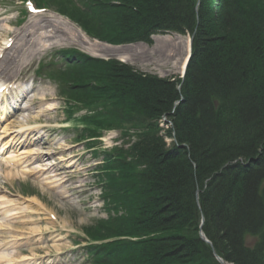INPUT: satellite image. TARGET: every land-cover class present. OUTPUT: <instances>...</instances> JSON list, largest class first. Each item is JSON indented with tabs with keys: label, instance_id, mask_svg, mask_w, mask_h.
Masks as SVG:
<instances>
[{
	"label": "trees",
	"instance_id": "obj_1",
	"mask_svg": "<svg viewBox=\"0 0 264 264\" xmlns=\"http://www.w3.org/2000/svg\"><path fill=\"white\" fill-rule=\"evenodd\" d=\"M86 6L67 16L113 46L195 33L183 84L76 54L83 136L117 130L131 144L97 170L109 219L86 234L115 241L92 247L95 264H220L213 249L229 264H264V0Z\"/></svg>",
	"mask_w": 264,
	"mask_h": 264
},
{
	"label": "rangeland",
	"instance_id": "obj_2",
	"mask_svg": "<svg viewBox=\"0 0 264 264\" xmlns=\"http://www.w3.org/2000/svg\"><path fill=\"white\" fill-rule=\"evenodd\" d=\"M44 1L50 11L26 16V0H0V85H22L11 94L18 97L20 110L11 113L0 130V244L6 245L0 255L9 253L3 256H9L10 264H95L85 232L109 219L96 168L106 152L116 147L129 151L131 144L119 131L102 132L98 140L83 136L76 119L86 111L75 95L83 86L74 81H81L85 68H76V54L179 81L191 34L154 36L152 45L125 52L130 61L124 63L114 51L98 45L109 43L90 37L66 16L68 9L84 12L86 0ZM87 22L96 28L94 18L88 16ZM45 26L55 30L47 33L51 38L41 36ZM24 30L23 37L34 36L33 41L28 45L19 39L6 51L12 41L6 36ZM166 124L164 119L167 130L171 125Z\"/></svg>",
	"mask_w": 264,
	"mask_h": 264
},
{
	"label": "bare ground",
	"instance_id": "obj_3",
	"mask_svg": "<svg viewBox=\"0 0 264 264\" xmlns=\"http://www.w3.org/2000/svg\"><path fill=\"white\" fill-rule=\"evenodd\" d=\"M34 26L35 25H33L32 27L35 28ZM36 26H40L41 27V25H36ZM29 29L30 28H28L27 31H29ZM41 29L42 30H40V31H45V33L42 34V35L40 34V35L41 36H45L46 38H51L52 37V36H48L47 33H51V34L56 33L54 29L50 30V26H45V27H42ZM24 32H25V30L21 31L20 33H15L14 32V33L8 34L6 36V38L7 37L12 38L14 40V44L19 39H22L23 41L25 40L26 44L29 45L30 41H33L34 36L27 35L26 37H23V33ZM41 36H39L38 38H41ZM26 39H28V40H26ZM84 40L87 41V39L85 37H84ZM175 40L179 41V38H177ZM98 45L101 46V47H104L106 49L114 51V55H116L117 58H119L124 63H128L130 61V58L128 57L127 53H125V52H128L130 49L137 48L139 45L145 46L146 44H144V45L143 44H135V45L132 44V45H124V46H116V47L111 46V45H107V44H98ZM191 55H192V46H190V39H188V42L186 43L185 56L182 59L181 67L179 68L182 75L185 74L186 65H187L188 60L191 58ZM181 86H182V84H181ZM1 87H2V85H0V88ZM4 100L6 101L5 104H3ZM17 109H18L17 100L13 99V100L10 101L9 98L0 99V122H4L8 118V116L11 113H14V111L17 110ZM29 153L30 152H28V154ZM4 247H6V245L3 246L2 244H0V250H3ZM4 254L5 255H10L9 253L8 254L4 253ZM3 255L2 256L0 255V264L3 263V262H5V264H10L9 263V259H8L9 256L5 257ZM27 258H25V259H27Z\"/></svg>",
	"mask_w": 264,
	"mask_h": 264
},
{
	"label": "water",
	"instance_id": "obj_4",
	"mask_svg": "<svg viewBox=\"0 0 264 264\" xmlns=\"http://www.w3.org/2000/svg\"><path fill=\"white\" fill-rule=\"evenodd\" d=\"M193 39H194V36H192V39H191V43L193 42ZM203 224H204V220H203V223H202V226H201V231H200V237L201 239L206 242L207 244H210V242L206 239L205 235L203 234ZM214 255L215 257L217 258V260L219 261L220 264H226L220 257L217 256V254L215 253L214 251Z\"/></svg>",
	"mask_w": 264,
	"mask_h": 264
},
{
	"label": "snow or ice",
	"instance_id": "obj_5",
	"mask_svg": "<svg viewBox=\"0 0 264 264\" xmlns=\"http://www.w3.org/2000/svg\"><path fill=\"white\" fill-rule=\"evenodd\" d=\"M33 11H35V9H33Z\"/></svg>",
	"mask_w": 264,
	"mask_h": 264
}]
</instances>
